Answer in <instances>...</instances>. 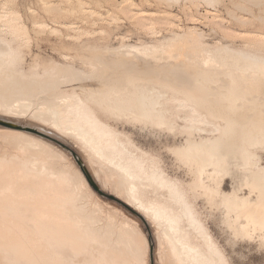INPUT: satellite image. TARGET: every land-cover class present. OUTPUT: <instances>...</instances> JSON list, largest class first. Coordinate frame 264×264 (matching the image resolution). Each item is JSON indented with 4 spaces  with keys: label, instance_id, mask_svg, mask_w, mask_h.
Returning a JSON list of instances; mask_svg holds the SVG:
<instances>
[{
    "label": "bare ground",
    "instance_id": "6f19581e",
    "mask_svg": "<svg viewBox=\"0 0 264 264\" xmlns=\"http://www.w3.org/2000/svg\"><path fill=\"white\" fill-rule=\"evenodd\" d=\"M183 36L176 34L160 47L145 46L140 50L158 53L166 45L174 46L183 41ZM14 39L8 40L6 35H0V77L5 71V80H12L35 92L41 89L39 87L57 92L62 82L84 83L80 92L72 91L69 95L54 92L52 102L41 104L40 115L51 125L52 133L81 145L87 157L94 155L99 161L116 165V170H124L127 177L128 173L130 178L134 177L135 181L132 178V185L126 192L128 198L122 200L156 229L168 247L172 264H227V260L200 219L185 188L168 178L157 161L145 158V152L138 154V149L124 139V134L104 121L97 110L106 114L108 119L124 117L127 122L133 120L143 126L170 132L178 129L176 119H182L187 137L180 145L173 146L172 151L180 159L178 161L189 167L193 176L191 191L208 208L209 219L229 231L233 241L247 240L264 246V98L254 97L264 86V56L261 52L228 46L212 51L208 45L195 40L192 41L194 49H190L192 53L195 50L194 55L197 49L200 50L197 56L201 61L195 56L191 62L190 54L182 55L187 65L188 60L190 62L185 67L183 79L176 74L181 67L174 66V74V70H166V67V71L153 76L127 71V75L110 78V83L104 85L100 84L101 79L105 78L110 66L106 62L97 63L99 59L92 64V75L76 72L74 67L56 65L44 69L43 74L36 72L21 79L24 71L17 62ZM119 52H113V56ZM179 72L181 74L184 70ZM224 80L228 86L218 88ZM94 81L99 82L98 87H94ZM0 132L16 135L22 140L17 145L21 155L9 159L12 166L0 160V255L3 261L6 264H75L80 254L87 256L86 264L115 261L106 263V254L103 256L101 252L100 258L86 254L87 246L97 242L96 235L92 237L90 230L77 222L78 218L69 215L68 207L76 199L90 203L95 197L81 169L65 165L62 153L49 154L52 151L47 143L45 146L44 142L31 138L22 130L3 128ZM193 132H199V135L193 136ZM51 157L57 160L55 166L50 165ZM227 185L228 191L225 189ZM143 187L152 189L158 197L153 192L154 199L146 200L145 195L143 198L139 194ZM97 202L95 205L99 207ZM108 216L112 217L110 213ZM126 218L132 223H126V226H132L129 228L140 234L139 222L127 215Z\"/></svg>",
    "mask_w": 264,
    "mask_h": 264
},
{
    "label": "rangeland",
    "instance_id": "374dc122",
    "mask_svg": "<svg viewBox=\"0 0 264 264\" xmlns=\"http://www.w3.org/2000/svg\"><path fill=\"white\" fill-rule=\"evenodd\" d=\"M0 33L6 35L8 40L12 37L16 38L14 46L18 51L17 62L24 71L21 79H27L36 72L43 74L44 69H52L56 65L74 67L73 70L76 72L92 75L94 71L92 64L98 59L100 61L98 60L97 63L106 62L111 67L107 68L105 78L101 79L100 84L104 85L110 83V78L119 79L122 75H127V71L128 73L139 71V74L153 76L154 73H163L170 68L174 70L172 72L174 74L176 70L173 69L174 66L181 67L179 68L181 71L184 70L181 74L179 69L176 70L177 73L175 72L183 79L189 60L192 62V57L197 56L200 51L197 49L196 55H194L195 50L192 53L195 40L197 43L199 41V44L208 45V49L212 51L217 47L228 46L242 51L261 52L260 54L264 56V0H215V2L211 0H0ZM176 34L185 37L183 36V41L175 43L174 46L166 45L158 53L153 50H140L145 46L160 47L161 43H165ZM113 52L119 53L113 56L115 55ZM185 54H190L191 57L188 65L185 57L182 56ZM198 56L195 59L200 60ZM112 62H116L119 66L116 63L113 65ZM185 63L187 66H184ZM148 64L152 66L149 67ZM156 66L161 71L155 69ZM4 76L5 78L7 76L5 71L0 77L2 78L0 79V131L3 128L22 130L31 135V138L44 142L45 146L48 144L47 147L52 151L49 154L62 153L66 161L63 163L80 168L95 193L90 203L79 201L81 200L79 198L68 207L69 215L78 218L77 222L88 228L92 237L96 235L97 242H91L89 247L87 246L86 254H91L94 258H100V252L103 256L106 254L104 256L108 259L106 263L115 260L109 264H172L168 247L164 240H161L156 229L122 200L128 198L126 192L132 185L134 177L130 178L129 173L127 177V172L119 168L117 171L116 165L112 166L100 159L103 161L101 162L94 155L91 157L89 154L87 157L88 154L81 145L52 133L51 125L40 115L41 104L52 102L55 94L69 95L72 91L80 92L84 83L62 82L64 85L59 83L57 88L59 90L57 92L55 90L53 95L54 92H48L49 88L39 87L41 89L35 92L34 89H24L23 85L17 82L5 80ZM97 81L92 82L94 87H98ZM218 86L220 88L228 85L224 80ZM261 93H257L254 97L260 100L264 98V86ZM97 114L118 132L124 134V139L138 149V154L145 152V158L157 161L168 178L185 188L200 219L225 255L227 264H264V246L247 240L233 241L234 238L229 231H225L223 226L209 219L208 208L191 191L193 176L188 170L189 167L178 161L179 158L172 151L187 137V132L183 129L185 122L182 119H176L175 125H178L176 126L178 129L170 132L165 131L166 129L143 126L133 120L127 122L124 117L108 119V116L99 110ZM142 127L147 128L144 130ZM6 134L0 132V160L12 166L9 159L13 160V157L19 153L21 155L17 145L22 140L16 135ZM198 135L199 132H193V136ZM50 159V165L55 166L57 160H52V157ZM94 161L97 164L93 165ZM225 189L228 191L229 186L227 185ZM151 190L143 187L139 194L142 197L145 195L146 200L154 199V195L158 197V193L153 191V195ZM96 202L99 203L101 210L95 205ZM109 213L112 217L108 216ZM126 215L139 222L140 234L129 228L132 226L128 225L131 222L128 223L130 220ZM125 218L127 221L125 220L123 226ZM114 219L115 221L117 219L118 223ZM84 256L86 255H78L75 264L80 262L86 264L87 256ZM4 262L0 255V264H6Z\"/></svg>",
    "mask_w": 264,
    "mask_h": 264
}]
</instances>
